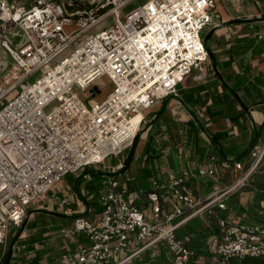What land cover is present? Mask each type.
Returning <instances> with one entry per match:
<instances>
[{
    "label": "built area",
    "instance_id": "built-area-1",
    "mask_svg": "<svg viewBox=\"0 0 264 264\" xmlns=\"http://www.w3.org/2000/svg\"><path fill=\"white\" fill-rule=\"evenodd\" d=\"M138 1L34 0L30 7H17L0 0L4 27L16 30L13 37L23 34L21 43L6 37L2 45L17 79L0 87V264H5L12 231L29 218L32 204L72 205L69 197L54 193L67 175L122 155L141 133L145 111L179 97V86L188 78L208 80L210 54L202 35L217 26L216 0H142L128 10ZM258 38L264 40V29ZM36 73L40 76L27 82ZM101 79L112 89L97 100ZM139 115L131 136L132 120ZM249 159L232 165L211 156L197 164V174L171 172L167 183L154 182L150 192H129L120 179H108L97 218H77L61 231L74 246L81 236L88 243L52 264H151L147 255L162 258L163 245L171 255L168 264H189L198 253L178 237L179 226L228 211V197L264 169V145ZM219 166L235 180L200 199L192 179L208 176L219 182ZM143 196L150 201L151 219L136 204ZM210 230V264L264 258V222L219 216Z\"/></svg>",
    "mask_w": 264,
    "mask_h": 264
},
{
    "label": "crops",
    "instance_id": "crops-1",
    "mask_svg": "<svg viewBox=\"0 0 264 264\" xmlns=\"http://www.w3.org/2000/svg\"><path fill=\"white\" fill-rule=\"evenodd\" d=\"M215 13L217 26L213 28L214 35L207 41V46L214 54L207 64L208 80L205 83H196L188 78L179 86V97H169L144 112L145 120L138 148L127 172L119 173L123 161L115 162L112 168L105 164L99 166L104 167L103 172L114 169L118 174L109 179H120L129 192L153 191L154 182L167 183L168 174L171 172L178 173L189 169L197 174V164L208 162L211 156H215L220 164L237 161L236 157L243 154L255 139L256 145L252 150L264 145V40L258 38V33L264 29V0H216ZM231 21L239 23L229 24ZM164 103L166 106L162 112ZM190 122L194 123L198 136L188 125ZM180 154L189 155V159L179 160ZM249 158L250 154L243 162L249 163ZM68 176L63 179L60 187L54 189V193L60 198L69 197L72 205L61 208L50 203L44 208L43 205L37 206L41 201L34 203L35 207L32 204L22 233L24 235L29 229L32 239L27 243L21 234L20 244L16 245L15 250L13 248L12 256L19 254L26 262L39 258L34 264H52L65 253L73 251L76 245L88 243L81 236L74 246L61 240V231L64 227H70L80 214L88 213L85 217L97 218L102 210L100 195L104 186L99 183L93 185L92 181L85 182L83 178L78 195L72 186V178L68 179V187L64 188ZM217 176L220 178L219 182L208 176H194L191 186L200 199H207L214 191L225 188L234 179L233 174L221 166L217 169ZM246 187L228 197V211H217L214 221H211L213 218L202 216L179 226L178 237L184 239L198 253L189 264H210V249L213 246L209 242L212 234L210 228L216 227L219 216L230 220L245 217L250 219L251 213L244 209L252 207L247 190L244 192ZM253 189L258 193V188ZM231 199H234L235 207L228 204ZM136 204L151 219V205L147 196H143ZM168 206H172L171 201ZM42 208L59 217L54 226L51 223L45 228L34 225L39 214L46 213ZM252 217L255 220L250 223L264 222V212L263 215L260 213ZM29 224H32L30 228ZM36 236L40 240L49 237L47 245L50 246L40 243L39 247H31ZM170 256V252L163 245L162 258L153 260L147 255L146 260L151 264H168ZM258 264H264V258Z\"/></svg>",
    "mask_w": 264,
    "mask_h": 264
},
{
    "label": "rangeland",
    "instance_id": "rangeland-1",
    "mask_svg": "<svg viewBox=\"0 0 264 264\" xmlns=\"http://www.w3.org/2000/svg\"><path fill=\"white\" fill-rule=\"evenodd\" d=\"M7 2H10L12 4H15L16 6H23V7L26 6V7H30L34 3V0H7ZM141 3H142V0H140L138 2L132 3L129 6L128 10L133 9V8H136ZM111 21H112V19H109L108 22H111ZM108 22H107V24L105 23L103 26L108 25ZM94 30H96V29H94ZM15 32H16V30L14 28H12V27H9V28L4 27L3 22L0 21V84L4 88H8L11 85V83H13L14 81H16V79H17V78H15V74H14L15 71L12 68L13 67L12 66L13 64H12L9 56L7 55L6 51H4L3 46H2L4 40L6 39V37H9V39H11V41L13 42V44H19V43H21L23 34L19 33L18 36L13 37L12 35ZM206 73H207V76H208V73H209L208 68L206 69ZM39 76H40V73H36L35 75L29 77L27 79V82L30 83V82L35 81ZM98 85H104L102 87V93L100 95H97L96 96L97 100H102V99H104L105 97H107L110 94V91H111L112 87L110 85V82L106 81L105 79H101L100 81H98ZM21 89L22 88L19 87L17 89V91L11 92L6 97V100L11 99V97H13L14 95H16V93L19 90H21ZM82 97L85 100H87V98L85 97V94H82ZM131 148H132V145H131L130 148H128L127 151L124 152V154H122V155H120L118 157H115L114 156V157L108 159V161L105 163V166H109V167L112 168V165H115V162H122V161H124V159L126 157H128V154L127 153H128V151ZM92 169L93 168L84 169L83 171H80L79 174H76L74 176H73V174H70L65 179L66 182L64 184V188L66 189L68 187V183H69L68 182V179H69V177H71L75 181L79 177V175L81 173H83L86 170L92 171ZM95 169L98 170V171H102V172L104 171L103 170L104 167H96ZM113 170L114 169H108L107 171L103 172V174H98V173H96V175L87 174V175L84 176V178L86 180L85 182L92 181L93 182V185L94 184L96 185V184L99 183L101 186H105L106 183H107V181H108L107 179L111 178L113 176V174L115 173ZM233 180H235V178ZM73 184L74 183H72V186H73ZM260 184L263 185V188H262L263 190H261L262 194L259 191H258V193H256L254 191V189H253V188H258L257 186L260 185ZM220 188H223V187H220ZM245 191L249 195L250 200L252 201V202H250L251 203L250 206H252V207H250V208L249 207L248 208L245 207L244 208V209H246L245 211L247 213H249V214L251 213V215H249L250 219L247 218V217L241 218V219H239V218H233L234 220H236V222H242V221L243 222H251V221L255 220L254 217H252V216H257L260 213L263 215L264 207H262V205H264V203L261 202V201H264V196L262 197V195H264V169H260V171L256 175H254V177L250 181V184H248L247 187L244 189V192ZM255 194H257V195H255ZM233 200L234 199H231L230 201H228V204L232 205ZM38 205L39 206L42 205V202L37 203V206ZM35 206H36V204H34L33 207H35ZM44 208H47V206L45 205ZM44 208H42V209L46 213L39 214V216L34 221V225L41 226L42 228H45V227L48 226L49 223H51L54 226L55 223H57V220L59 219V217L57 215H55L54 212L48 211V210L46 211V210H44ZM51 213H53V214H51ZM93 213L95 214V212H93ZM93 215H91V216H93ZM215 215L216 214H214L211 217V219L213 218L211 221H214ZM71 222L72 221H70V223ZM31 226H32V224H29L28 225L29 228ZM18 229H20V228H18ZM18 229H15L14 231H12L11 237L9 239V244L12 242L13 237L17 233ZM48 238H42V240H40V238L36 236L35 237V240H34L35 242H32L31 245L30 244H28V245H30L31 247H39V245H41L40 243H42L43 245H46L48 247V246H50V245H47ZM22 239L25 240L27 243H29V241L32 239V237H31V231H29V229L26 230V233H24V235L22 236ZM19 240H21V239H19ZM61 240H64V239L61 237ZM64 241H66V242L69 243V241H67V240H64ZM10 249H9V251H10ZM0 253H1V247H0Z\"/></svg>",
    "mask_w": 264,
    "mask_h": 264
},
{
    "label": "trees",
    "instance_id": "trees-1",
    "mask_svg": "<svg viewBox=\"0 0 264 264\" xmlns=\"http://www.w3.org/2000/svg\"><path fill=\"white\" fill-rule=\"evenodd\" d=\"M259 20V19H258ZM262 20V19H261ZM240 21V20H239ZM239 21H231V22H229V24H237V23H239ZM257 20H254V22H256ZM214 33H215V29H207L204 33H203V35H202V39H203V41H204V44H205V46L206 47H208L207 46V41L214 35ZM208 50H209V54H210V57L212 56L213 57V53H212V50H210L209 49V47H208ZM165 106H166V104L164 103L163 104V108L161 109L162 110V112H163V110L165 109ZM189 126H191V128H193L194 129V132H195V134L198 136V132H197V130H196V128H195V125H194V123H192V122H190L189 124H188ZM140 134L141 133H139L138 135H137V137L135 138V140H134V142H133V144H132V148L128 151V157H126V159L123 161V167L121 168V170H120V174H122V173H125V172H127L128 171V169L130 168V166H131V162H132V160H133V158H134V154H135V152H136V150H137V148H138V142H139V139H140ZM252 144H251V146L247 149V150H245L244 152H243V154H241V155H238L237 157H236V160L237 161H229V163L230 164H235L236 162L238 163H243V161H244V159L251 153V151H252V149L255 147V145H256V139L254 140V141H252L251 142ZM149 150V149H148ZM108 161V160H107ZM106 161V162H107ZM228 162V161H227ZM96 167V166H95ZM95 167H91V168H93V169H95ZM99 167V166H98ZM96 173H98V174H103L101 171H97V170H92V171H90V170H86L83 174H81V175H79V177L74 181V184H73V186H74V190H75V192L78 194V195H80V191H79V188L81 187L80 185L82 184V179L84 178V176L85 175H87V174H91V175H96ZM116 174H118V173H114L113 175H116ZM74 176V175H73ZM69 178H71V177H69ZM76 184V185H75ZM95 185V184H94ZM263 188V185H258V191L259 192H261V190H263L262 189ZM91 189V188H90ZM94 189V188H93ZM261 194H262V192H261ZM257 195V194H256ZM260 195V194H259ZM258 195V196H259ZM264 195H262V197H263ZM261 198V197H260ZM235 204L236 203H232V207H235ZM86 215H88V213H85V214H80V215H78V217L77 218H80V217H83V216H86ZM20 231H21V228L20 229H18V231H17V233L15 234V236L13 237V240H12V242L9 244V247L12 245V243H13V248H14V250H15V247H16V245H19L20 244V237H18L19 236V233H20ZM18 242V243H17ZM15 253H17V249H16V252ZM8 255H9V252L6 254V256H5V258H4V263L6 264V261H7V259H8ZM39 259V258H38ZM38 259L37 258H35L34 260L32 259V260H30V261H28V262H26V261H24V260H22L21 258H20V256H19V254H14V256H12V258H11V261H10V263L9 264H34L35 263V261L37 260L38 261ZM259 260L260 259H246V261L245 262H243V263H240V264H246V263H251V264H258L259 263ZM36 261V262H37ZM237 264H239V263H237Z\"/></svg>",
    "mask_w": 264,
    "mask_h": 264
},
{
    "label": "bare ground",
    "instance_id": "bare-ground-1",
    "mask_svg": "<svg viewBox=\"0 0 264 264\" xmlns=\"http://www.w3.org/2000/svg\"><path fill=\"white\" fill-rule=\"evenodd\" d=\"M0 87H1V84H0ZM0 90H1V88H0ZM141 119H142V115H139V116H137L136 118H134L132 120V125L131 126H133V127L129 129L131 131L130 132L131 136L135 133V131H136L135 129L137 128L138 123L140 122Z\"/></svg>",
    "mask_w": 264,
    "mask_h": 264
},
{
    "label": "water",
    "instance_id": "water-1",
    "mask_svg": "<svg viewBox=\"0 0 264 264\" xmlns=\"http://www.w3.org/2000/svg\"><path fill=\"white\" fill-rule=\"evenodd\" d=\"M26 225H27V220H26V222L23 224V226H22V228H21V233L19 234V236L18 237H20L21 236V234L24 232L23 230H24V228L26 227ZM11 249H10V251H9V255H8V259H7V261H6V264H9L10 263V261H11V258H12V254H13V245L10 247Z\"/></svg>",
    "mask_w": 264,
    "mask_h": 264
}]
</instances>
